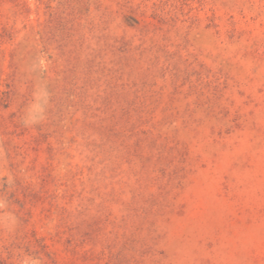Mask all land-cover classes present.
Listing matches in <instances>:
<instances>
[{
	"label": "rangeland",
	"instance_id": "1",
	"mask_svg": "<svg viewBox=\"0 0 264 264\" xmlns=\"http://www.w3.org/2000/svg\"><path fill=\"white\" fill-rule=\"evenodd\" d=\"M0 264H264V0H0Z\"/></svg>",
	"mask_w": 264,
	"mask_h": 264
}]
</instances>
